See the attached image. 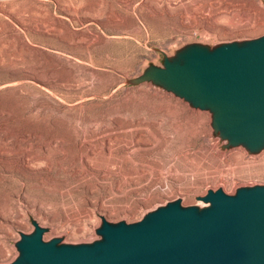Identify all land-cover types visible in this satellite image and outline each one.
Wrapping results in <instances>:
<instances>
[{
    "label": "rangeland",
    "instance_id": "rangeland-1",
    "mask_svg": "<svg viewBox=\"0 0 264 264\" xmlns=\"http://www.w3.org/2000/svg\"><path fill=\"white\" fill-rule=\"evenodd\" d=\"M263 40L264 0H0V264H27L37 227L46 243L94 246L106 223L170 204L204 213L210 192L264 187V141L234 140L164 73L187 50ZM145 117L150 151L127 143Z\"/></svg>",
    "mask_w": 264,
    "mask_h": 264
},
{
    "label": "water",
    "instance_id": "water-1",
    "mask_svg": "<svg viewBox=\"0 0 264 264\" xmlns=\"http://www.w3.org/2000/svg\"><path fill=\"white\" fill-rule=\"evenodd\" d=\"M190 51L171 84L201 105L213 106L234 140L262 143L264 40L212 54ZM207 199L212 207L204 213L170 204L131 228L106 223L105 240L94 246L46 243L37 227L20 247L27 264H264V187L234 196L219 190Z\"/></svg>",
    "mask_w": 264,
    "mask_h": 264
},
{
    "label": "bare ground",
    "instance_id": "bare-ground-1",
    "mask_svg": "<svg viewBox=\"0 0 264 264\" xmlns=\"http://www.w3.org/2000/svg\"><path fill=\"white\" fill-rule=\"evenodd\" d=\"M135 1V0H134ZM167 1V4L168 5H171L172 4V0H166ZM215 2V1H214ZM217 2V1H216ZM211 3H212V0H211ZM222 17V16H221ZM191 51L189 52L188 50L187 51H185L184 53H182V55H180V59L179 60H177V61H171V63L169 64V68H168V72L167 73H165V76H166V78L168 79L167 81L169 82V83H173L174 81H175V79H176V76H175V73L178 71V69L179 68H181L182 66H184L187 62H188V60H189V58H190V56H191ZM143 79V78H142ZM138 80H141V77H137L134 81H138ZM142 81V80H141ZM168 89H170V90H172V91H174V92H176L178 95H180V96H182V97H184V98H186V99H188V97L187 96H185V95H183L179 90H177V89H175L174 87H172V86H170V87H168ZM195 106H197V107H200V108H210V106L209 105H207V104H205V105H201L200 103H199V100H190ZM176 104V105H175ZM174 105H173V108H176V107H179L178 106V103H175ZM181 106V105H180ZM169 107V106H168ZM190 107V105L186 102V103H183V107H179V110L180 111H185V109H187V108H189ZM172 109V108H171ZM177 109V108H176ZM169 110V109H168ZM178 111V110H177ZM171 112V111H170ZM172 112H174L173 110H172ZM201 112V111H200ZM182 113V112H181ZM204 113V112H203ZM166 114H168V113H166ZM177 113H175V115H176ZM179 114V113H178ZM185 115V114H184ZM155 116V115H154ZM144 117V116H143ZM173 117V116H172ZM186 117V116H185ZM153 118V117H152ZM151 118V119H152ZM159 118V117H158ZM169 118V117H168ZM176 118V117H175ZM178 118V117H177ZM180 118V117H179ZM189 118V117H188ZM137 119V118H136ZM146 119V117L144 118V119H139L137 122H135V123H130L129 124V127H132V130L131 131H137V132H139V136H137L136 138L134 137H132L131 138V140L130 141H127V143H131L132 145H137L138 147H139V149H144V150H147V151H150L154 146H156L157 145V141H156V139H154V138H145V137H143L144 135L142 134V133H145V132H148V130L150 129V126L152 125L151 123H153V122H149V121H146L145 120ZM174 119V118H173ZM185 119V118H184ZM133 120V119H132ZM159 120V119H158ZM177 120V119H176ZM179 120V119H178ZM182 120V119H181ZM191 120V119H190ZM198 120V119H197ZM197 120H196V122H197ZM101 121V120H100ZM100 121H98V122H100ZM171 121V120H170ZM180 121V120H179ZM184 121V120H183ZM185 121H187L186 119H185ZM189 121V120H188ZM187 121V122H188ZM193 121V120H192ZM97 122V121H96ZM160 122H163V121H160ZM171 122H173V121H171ZM182 122V121H181ZM180 122V123H181ZM190 122V121H189ZM158 123H159V121H158ZM165 123V122H164ZM170 123V122H169ZM185 123V122H184ZM100 124V123H99ZM168 124V123H167ZM176 124V123H175ZM197 124H199V123H197ZM201 124V123H200ZM94 125H97V123H94ZM93 125V126H94ZM104 127H103V129H105L106 131H107V129H110V127H114L113 126V124L112 123H110V122H108V123H106V122H104ZM176 125H178V123L176 124ZM188 125H190V124H188ZM187 125V126H188ZM195 125V124H194ZM101 126V125H100ZM157 126V125H156ZM163 126H165V125H163ZM167 126V125H166ZM174 126V125H173ZM192 126V125H191ZM102 127V126H101ZM159 127V126H158ZM160 127H162V126H160ZM184 127V126H183ZM194 127V126H193ZM195 127H196V125H195ZM194 127V128H195ZM93 128V127H92ZM152 128H153V125H152ZM151 128V130L153 131L154 129H152ZM155 128V127H154ZM185 128V127H184ZM190 128V127H189ZM188 127L186 128V130L187 129H189ZM102 129V128H101ZM166 129V128H165ZM164 129V130H165ZM169 129V128H168ZM192 129V128H191ZM200 129V128H199ZM93 130V129H92ZM111 130V129H110ZM161 130V129H160ZM173 130V129H172ZM182 130H184V129H182ZM190 130V129H189ZM192 130H194V129H192ZM150 131V130H149ZM163 131V130H162ZM168 132H169V130H167ZM174 131V130H173ZM176 131V130H175ZM198 131V130H197ZM196 131V129H195V131L194 132H197ZM205 131V130H204ZM112 132L113 133H117L116 131H114V130H112ZM112 132H110V133H112ZM157 132V131H156ZM190 132H191V130H190ZM206 132V131H205ZM129 134H131V133H129ZM135 134V133H134ZM159 134V133H158ZM161 134H164V133H161ZM198 134H200V135H202L203 134V131H200V133L198 132ZM157 135V134H156ZM169 135V134H168ZM190 135V134H189ZM193 135V134H192ZM133 136V135H132ZM149 136V135H148ZM159 136V135H158ZM163 136V135H162ZM165 136V135H164ZM171 136H173L172 134H171ZM198 136V135H197ZM196 136V137H197ZM203 136V135H202ZM105 137V136H104ZM190 137H192V136H190ZM195 137V136H194ZM193 137V138H194ZM195 137V138H196ZM200 137V136H199ZM161 138V137H160ZM189 139V138H188ZM102 140V139H101ZM121 140V139H120ZM127 140V139H126ZM161 140H164L165 141V139H161ZM169 140V139H168ZM167 140V141H168ZM122 142H123V140H121ZM170 141H171V139H170ZM110 142V137H107L106 136V138H103V141H102V143L105 145H107L108 143ZM120 143V142H119ZM160 143V142H159ZM197 143V142H196ZM212 143V142H211ZM165 144V143H164ZM163 145V144H162ZM169 145V144H168ZM214 145V144H213ZM161 146V145H160ZM159 146V147H160ZM165 146H167V145H165ZM184 146V145H183ZM94 147V146H93ZM182 147V146H181ZM180 147V148H181ZM185 147V146H184ZM188 147V146H187ZM107 148L109 149V147L107 146ZM111 148V147H110ZM168 148H169V146H168ZM103 149V148H102ZM170 149V148H169ZM152 150H154V149H152ZM159 150V149H158ZM162 150H163V148H162ZM166 150V149H165ZM92 151V150H91ZM139 151H141V150H139ZM160 151V150H159ZM142 152V151H141ZM140 152V153H141ZM144 152V151H143ZM162 152V151H161ZM263 152V151H262ZM146 153H148V152H146ZM167 153V152H166ZM178 153H180L179 151H178ZM143 154H145V153H143ZM152 155V154H151ZM168 155V154H167ZM166 154H165V156H167ZM171 155V154H170ZM142 156V155H141ZM146 157V156H145ZM157 157V156H156ZM150 158V157H149ZM160 158V157H159ZM169 158H170V156H169ZM142 159V158H141ZM163 159V158H162ZM161 159V160H162ZM166 159V158H165ZM150 160V159H149ZM152 160V159H151ZM157 160V159H156ZM167 160H168V158H167ZM148 161V160H147ZM163 161V160H162ZM154 162V161H153ZM153 162L151 163V161H150V163L151 164H153ZM161 162V161H160ZM164 162V161H163ZM143 163V162H142ZM145 163V162H144ZM149 164V163H148ZM148 164H146V165H148ZM167 164H168V162H167ZM162 165V164H161ZM164 165V164H163ZM131 166V165H130ZM144 166V165H143ZM171 166V165H170ZM170 166H169V168H170ZM140 167V166H139ZM153 167V166H152ZM156 168V167H155ZM158 168V167H157ZM148 169V168H147ZM171 169V168H170ZM149 170V169H148ZM161 170V169H160ZM146 171V170H145ZM159 171V170H158ZM164 171H166V170H164ZM168 171H169V169L166 171V172H163V175L164 174H167L168 173ZM156 172V171H155ZM149 173V172H148ZM157 173V172H156ZM150 174V173H149ZM140 176V175H139ZM161 177H162V175H161ZM201 203V202H200Z\"/></svg>",
    "mask_w": 264,
    "mask_h": 264
}]
</instances>
